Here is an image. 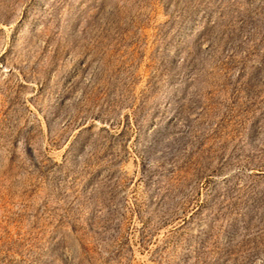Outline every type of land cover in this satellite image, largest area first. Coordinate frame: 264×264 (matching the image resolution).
<instances>
[{
  "label": "rangeland",
  "instance_id": "obj_1",
  "mask_svg": "<svg viewBox=\"0 0 264 264\" xmlns=\"http://www.w3.org/2000/svg\"><path fill=\"white\" fill-rule=\"evenodd\" d=\"M0 264H264V0H0Z\"/></svg>",
  "mask_w": 264,
  "mask_h": 264
}]
</instances>
